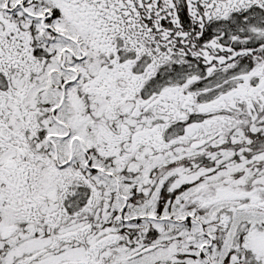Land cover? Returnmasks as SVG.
<instances>
[{"label": "snow or ice", "instance_id": "6c2138e0", "mask_svg": "<svg viewBox=\"0 0 264 264\" xmlns=\"http://www.w3.org/2000/svg\"><path fill=\"white\" fill-rule=\"evenodd\" d=\"M0 264H264V0H0Z\"/></svg>", "mask_w": 264, "mask_h": 264}]
</instances>
